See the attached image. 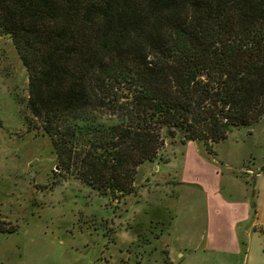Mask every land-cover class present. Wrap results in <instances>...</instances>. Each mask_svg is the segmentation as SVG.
Returning <instances> with one entry per match:
<instances>
[{"label":"trees","instance_id":"16d2710c","mask_svg":"<svg viewBox=\"0 0 264 264\" xmlns=\"http://www.w3.org/2000/svg\"><path fill=\"white\" fill-rule=\"evenodd\" d=\"M0 35L60 169L113 200L165 139L210 153L264 114V0H0Z\"/></svg>","mask_w":264,"mask_h":264},{"label":"rangeland","instance_id":"374dc122","mask_svg":"<svg viewBox=\"0 0 264 264\" xmlns=\"http://www.w3.org/2000/svg\"><path fill=\"white\" fill-rule=\"evenodd\" d=\"M27 99L26 69L0 35V264H264V114L210 153L165 139L166 160L141 164L134 191L113 200L64 174ZM228 203L248 208L237 254L205 243L209 206L225 219Z\"/></svg>","mask_w":264,"mask_h":264},{"label":"crops","instance_id":"0c3cea01","mask_svg":"<svg viewBox=\"0 0 264 264\" xmlns=\"http://www.w3.org/2000/svg\"><path fill=\"white\" fill-rule=\"evenodd\" d=\"M224 208V212H226V215L224 214L225 219H222L221 216L223 214V207L219 208L216 206H209V219L205 237L206 247L216 252H231L237 254L238 245L234 235V229L236 228V224L238 222L248 216L247 204L228 203L227 207ZM217 221L220 230L222 228H225L224 232L220 231L221 234L217 233V231L219 232V229H213L216 226ZM212 229L216 231L214 235L212 234Z\"/></svg>","mask_w":264,"mask_h":264}]
</instances>
